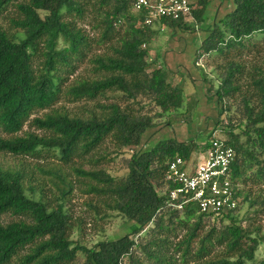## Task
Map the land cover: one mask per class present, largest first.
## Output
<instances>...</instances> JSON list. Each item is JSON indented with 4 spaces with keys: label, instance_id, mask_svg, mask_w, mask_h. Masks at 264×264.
I'll return each instance as SVG.
<instances>
[{
    "label": "trees",
    "instance_id": "1",
    "mask_svg": "<svg viewBox=\"0 0 264 264\" xmlns=\"http://www.w3.org/2000/svg\"><path fill=\"white\" fill-rule=\"evenodd\" d=\"M212 1L191 0V21L147 24L144 13L133 11L134 0H0V17L8 22L0 24V264H179L170 246L181 252L182 264H264V256H256L264 233L251 215L264 212V56L248 71L245 90V66L235 61L264 53V0H231L232 7L218 8L195 52L204 81L201 57L228 59L218 63L217 90L206 91L219 105L214 129L220 132L212 130L203 144L148 136L188 111L192 121L195 101L187 103L186 86L197 87L194 76L174 83L167 65L150 67L154 28L193 32ZM89 16L98 39L81 25ZM103 44L108 52L93 51ZM86 62L97 77L70 80ZM98 97L113 99L98 101L102 115L57 106ZM27 123L34 130H25ZM108 139L115 142L109 153L121 163L117 170L74 168V158ZM213 140L234 149L228 181L236 207L204 213L189 202L179 208L170 202V191L180 186L167 178L170 163L181 157L191 164ZM68 168L91 180L89 192L105 207L102 219L114 214L133 221L129 233L92 246L82 234L72 238Z\"/></svg>",
    "mask_w": 264,
    "mask_h": 264
},
{
    "label": "rangeland",
    "instance_id": "2",
    "mask_svg": "<svg viewBox=\"0 0 264 264\" xmlns=\"http://www.w3.org/2000/svg\"><path fill=\"white\" fill-rule=\"evenodd\" d=\"M226 5L232 7L231 0H214L210 3L209 9L205 15V20L203 23H198L196 26L197 29L193 32H185L180 29L174 31L171 28L161 29L158 25L155 26L153 41L148 45L150 50L149 61L151 62V68L158 67L160 65H167V68L170 69L169 76L172 78L174 83H178L180 79L186 76H194L196 82L195 91L189 89L186 86V92L192 96L191 99H187L190 103L195 101L193 111L194 116L192 121H188L190 118L189 111L186 113V117L181 116L179 120H176L175 124L168 129L166 126H158L155 129L150 130L152 134L151 140L156 142L160 138L168 136H176L180 140H197L200 144H203L206 138L210 135L212 130L220 132V128L215 127V121L217 119L219 105L216 104V101L207 100L208 89L216 91L220 84V72L217 68L218 63H224L228 59H224L218 53H212L210 55L205 54L204 57H201L199 63L204 65L205 71L207 73V81L203 80L201 75V69L195 64L196 60V50L201 43L202 37L207 31H204L212 24L213 16L218 11L227 10ZM191 21V20H190ZM7 20L0 17V24L6 26ZM96 23L95 19L88 17L85 22L81 23L82 27L95 39L99 37V29L94 28L93 25ZM193 23V21H192ZM195 23H193L194 25ZM195 27V26H194ZM94 52L104 53L109 51V44L97 45L93 49ZM264 56L259 55L258 53L247 52L244 56L238 58L236 56L235 61H239L244 64L246 72L241 77V82L244 85V90L246 85L250 81V76L248 71H253L256 65H261L262 61L260 59ZM92 66L91 63L86 62L83 66L73 75L70 80L75 78H95L97 77V72ZM207 91V93H206ZM213 91V92H214ZM190 96V97H191ZM210 96L214 97L212 92ZM197 100V101H196ZM238 100V99H237ZM98 101L100 103H108L113 101L112 98L98 97L93 102L86 101H64L59 103L57 106L65 107L72 113H77L79 115H89L97 114L102 115L105 110L98 106ZM192 111V112H193ZM44 112V111H43ZM43 112L37 113V115H42ZM34 116V115H33ZM192 116V114H191ZM186 119V120H185ZM188 119V120H187ZM184 120V121H183ZM25 130H34L28 126V123L25 125ZM39 132V131H37ZM223 134V133H222ZM147 136V137H148ZM162 136V137H161ZM150 143L147 147H151L154 143ZM115 148V142L111 139H108L95 149L90 155L78 159L74 158V168H83V169H100V168H109L111 170H117L120 167V162H116L112 159V155L109 153ZM107 152V153H106ZM129 155L128 153H126ZM199 156V155H198ZM194 157L192 163L197 159V163L200 161L201 157ZM9 162L16 161L12 156H9ZM191 163V164H192ZM68 171L71 174V178L74 182V190L67 201V208L72 217V238L76 241L80 239L81 234L83 235V242L92 246L95 245L98 241L103 239L118 238L119 236L125 235L131 231V226L133 221H127L120 216L111 214L109 217L102 219L101 217L104 214L105 207L103 206L102 197L98 194L89 192V180L88 177L78 174L74 170L68 168ZM37 177H42L38 172L35 173ZM49 183V182H48ZM52 187V185H48ZM256 187V186H255ZM49 198L52 203H55V198L52 195H49ZM245 207L241 213L246 211ZM110 214V213H109ZM251 215L255 217V224L260 225L262 233H264V212L254 213L251 212ZM182 236V234H180ZM173 244L178 240L175 236H170ZM180 238V236H179ZM172 245V244H171ZM219 252V250L213 251L212 255ZM181 252H174L173 246H170L169 254L174 256V259L177 263L182 264L180 254ZM257 257L264 256V243L259 246V249L256 253ZM12 264H17L13 262ZM188 264H193L192 261H189Z\"/></svg>",
    "mask_w": 264,
    "mask_h": 264
},
{
    "label": "built area",
    "instance_id": "3",
    "mask_svg": "<svg viewBox=\"0 0 264 264\" xmlns=\"http://www.w3.org/2000/svg\"><path fill=\"white\" fill-rule=\"evenodd\" d=\"M133 11L144 13L146 23L154 19L190 20L191 0H134ZM234 149L220 140H213L200 161L192 165L177 157L170 163L168 180L180 182L170 191L172 204L182 208L194 202L204 213L219 212L236 207L228 181V171L234 159Z\"/></svg>",
    "mask_w": 264,
    "mask_h": 264
},
{
    "label": "clouds",
    "instance_id": "4",
    "mask_svg": "<svg viewBox=\"0 0 264 264\" xmlns=\"http://www.w3.org/2000/svg\"><path fill=\"white\" fill-rule=\"evenodd\" d=\"M191 20V19H190Z\"/></svg>",
    "mask_w": 264,
    "mask_h": 264
}]
</instances>
